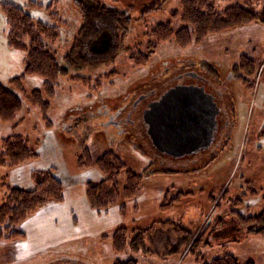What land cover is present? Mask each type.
Segmentation results:
<instances>
[{
  "label": "rangeland",
  "instance_id": "rangeland-1",
  "mask_svg": "<svg viewBox=\"0 0 264 264\" xmlns=\"http://www.w3.org/2000/svg\"><path fill=\"white\" fill-rule=\"evenodd\" d=\"M38 1L44 5L54 2L67 22L60 40L54 46H49L59 63H62L73 51V37L76 38L83 27L82 22L78 21L82 19L81 12L78 8L67 5V0ZM106 1L108 7H115L114 0ZM128 1H121L122 7H126L124 3ZM143 1L147 3L148 11L140 15V18L135 16L130 24L128 19L125 22L136 27L141 37H136L138 31L132 30L128 38L123 40L115 63L94 73L85 68L80 69L78 74L90 80L86 83L72 80L70 75H66V68L62 69L64 76H60L59 87L51 100L48 112L53 122L51 127L46 125L38 107L21 93L24 107L18 118L10 123L0 120V208L6 202L12 187L27 190L34 187L32 172L37 169H52L64 188L63 201L50 202L21 222L24 237L10 240L8 230L0 232V236L7 237H0V264H69L74 259L76 264H114L116 259H126L130 256L137 258L139 264H197L195 255L199 252L204 254L206 260L224 253H233L242 261L252 260L255 264H264V237L249 234L247 228L238 223L237 216H234V213L250 215L264 207V0H258L256 3L260 12L256 21L209 34L202 42L192 40L188 45H181L174 38L162 41L142 64L137 57L150 51L145 35L149 26L154 27L163 22H171L175 29L181 26L180 20L174 18L172 12L181 9V0ZM4 2L25 6L29 0H0V82L16 91L11 79L23 74L26 52L8 44V25L1 8ZM139 4L136 3L137 6ZM234 4L246 5V1L218 0L216 9L222 11ZM87 7V12L92 16L91 22L99 23L96 21L97 9L92 8L91 4ZM82 9L85 10L84 7ZM43 10L44 8L30 9L35 17L45 19ZM68 10L77 18L69 15ZM123 16L128 17L126 14ZM111 20L106 19L105 22ZM92 28L94 29L95 25ZM91 41L92 38H88L86 43ZM117 41L118 38L115 42ZM132 51L138 53L133 55ZM85 53H72L78 65L83 59L91 60V56L94 62H100L99 59L105 61L100 53H87L88 57ZM78 54L83 58H78ZM242 56L256 62L254 74L247 77L249 82L242 80L236 66ZM183 61L188 65L180 66ZM185 67L206 74L208 83L205 87L209 94L214 93L215 96L218 89L224 94L223 102L229 120L226 118L227 122L224 121L225 135L215 147L214 154L207 152L205 159L198 165L192 164L191 167L179 165L187 158L182 162L175 161L174 165L170 164L169 156L158 153L147 131L143 132V119L138 115L134 116V123L126 128L122 136L119 137L112 127L107 133L104 125L106 116L96 110V101L105 98L111 99V102L119 99L122 102L121 99L124 98L125 105L132 104L141 97L139 93L147 88V84L156 86L155 96L161 89L173 83L175 85L178 81L176 74L185 70ZM114 69L117 71L116 75H110ZM106 75L109 77H104ZM232 76L234 78L230 79ZM186 80L197 83L195 78L189 77ZM23 84L29 94L36 88H42L43 78L37 74L26 75ZM217 85L221 87L216 88ZM131 104L128 108H131ZM115 108L117 107L113 106V109ZM125 109L123 107V110ZM135 111L140 113L142 108L138 107ZM12 133L22 134L37 143L38 155L35 159L15 166L6 163L2 157L5 149L1 145L3 139ZM108 150L114 151L126 164L117 175L120 188L126 185L127 169L141 174L143 185L136 197H121L108 209L100 210L93 208L89 203L86 187L89 181L100 182L105 178L96 162ZM88 154L92 158V164L80 166L81 159L83 163L88 162ZM66 173H69V177ZM78 184L84 186L83 193L87 204L102 216L92 223L94 233L89 237L70 239L66 242L57 241L55 232L58 230L54 232L51 228H58L59 221L56 222L53 212L67 201V194L70 197L68 185ZM79 188H76L78 192ZM156 189L161 190L160 202L154 195ZM253 189L258 193H251ZM167 200L172 202L171 205L161 209L164 202L169 203ZM103 213L108 215L107 218H103ZM122 215L124 222L116 226L117 218ZM35 219L39 220V226L30 234L29 230ZM105 219L111 220L110 224L106 223L107 226L111 225V229L101 232L99 228H103ZM167 219L172 221L163 223ZM234 220L237 224L233 230ZM41 221L44 223L42 230L39 229ZM218 222L222 225L219 229L224 227L225 231L216 233ZM152 224L158 225L155 231L147 229L137 237L135 228L146 229ZM178 225L194 232L190 244L180 252L177 251L178 238L174 232ZM119 227H125L133 239L137 237L135 243L122 252H117L113 242L114 233ZM198 234L201 235L200 243L197 249L190 250L191 243ZM223 234L224 239L215 241Z\"/></svg>",
  "mask_w": 264,
  "mask_h": 264
},
{
  "label": "trees",
  "instance_id": "trees-1",
  "mask_svg": "<svg viewBox=\"0 0 264 264\" xmlns=\"http://www.w3.org/2000/svg\"><path fill=\"white\" fill-rule=\"evenodd\" d=\"M217 1L181 0V9L172 11L173 17L180 20L181 26L175 29L171 22L159 23L154 27L149 26L150 28L145 35L147 36L150 51L147 54L139 52L141 54L138 55L137 60L139 62L142 61V64L145 63V60L155 50V47L162 41L174 38L181 45H188L192 40L202 42L209 34L251 23L256 21L260 16V12L256 7L258 0H245L246 5H230L222 11L216 9ZM89 4L93 6L92 8L102 10L104 14L114 11L107 9L108 6L103 1L93 0ZM1 8L8 25V44L26 52L23 74L11 79V83L15 85L16 91L11 90L0 82V120L6 123L13 122L18 118V114L24 107L23 96L31 100L38 107L43 120L46 121V125L51 127L53 122L48 112L49 108H51V100L54 99L59 87L60 76H64L62 69L66 68V75H70L72 80L83 81L85 83L90 81L88 78L78 74L80 69L85 68L89 72L94 73L102 67L115 63L118 50L121 49L123 40L128 38L132 32V27L125 24L126 21L121 20V18L118 19L116 16L110 22H105V20L101 22L97 17L96 21H99V23H96L97 28L95 22L92 23L84 20L83 24L86 26V29L78 32L77 37L73 39V51L66 56L65 61L59 63L58 58L54 52L52 53V48L49 46H54L60 40L63 32H65L63 29L66 28L67 22L62 17L54 2H48L44 5L43 2L38 0H29L25 6H20L13 2H4ZM31 8L38 10L44 8L45 19L35 17L30 11ZM86 8L88 7L86 6ZM82 14L85 15L84 17H90L89 12ZM94 25L95 28L93 29L92 27ZM136 36L140 38L141 33L138 32ZM88 38H92L90 43H86ZM117 38L118 41L115 42ZM76 50L78 51L77 53H81L82 51L86 52L85 55L87 57L88 54L95 55L100 53L104 56L103 59L105 61L99 59L100 62H94L92 61L93 56H91V60L83 59V62H79L78 65L76 63L77 59H73L72 55V53L77 55ZM127 50L129 49L127 48ZM132 53L134 55L138 52L132 51ZM79 56L83 58L80 54L77 57L79 58ZM241 58L239 65L236 66L241 78H243L242 80L249 82L247 77L254 74L256 62L247 56H242ZM112 73L116 75L117 71L114 69L110 75ZM31 74L40 75L43 78V85L42 88H36L27 94L23 83L25 82L26 75ZM104 77L107 78L109 76L106 75ZM251 83L253 86V82ZM36 144L22 134L12 133L2 141L1 146L5 149L2 157L11 166L35 159L38 155ZM87 159L88 162L86 163H83V159H81L80 166L91 165L92 158L89 154ZM96 163L105 175V178L100 182L89 181L87 183V198L93 208L106 210L117 203L121 197L131 199L140 193L143 185V177L131 169L126 170L127 182L124 187L120 188L117 175L126 167V164L114 151H105L97 159ZM32 181L34 187L30 190L12 187L9 190L6 202L0 208V232L2 230H8L10 240L25 236V232L22 230L20 224L36 210L50 202H61L64 200L62 182L53 173L52 169L34 170L32 172ZM251 193L258 192L253 189ZM168 202V204L164 202L161 209L164 210L167 206H170L172 202L170 200ZM234 214V216H237L238 223L246 227L249 234L264 237V207L258 212H253L246 216L240 213ZM167 221L170 223L172 220L167 219L163 223ZM237 221L234 222L232 229L236 228ZM216 225V233L220 230L225 231L224 227L219 229L222 226L220 222ZM157 226L156 224H152L149 228H135L134 230H136L138 237L147 229L155 231ZM174 232L177 233L178 238L176 241L178 244L177 251L180 252L181 249L183 251L190 244L194 232L186 230L179 225L177 229L175 228ZM201 235L198 234L195 241L191 243L190 250L197 249ZM0 237L7 239L6 236ZM137 237L133 239L134 237L129 236L125 227H119L113 236V242L117 252H122L129 248L131 244L135 243ZM208 237L206 243L208 242ZM220 237V239L218 238L215 241L224 239V234L220 235ZM204 257V254H201V252L196 254L195 260L197 264H255L252 260L242 261L233 253H224L210 260H206ZM114 264H139V261L137 258L130 256L126 259H116Z\"/></svg>",
  "mask_w": 264,
  "mask_h": 264
},
{
  "label": "flooded vegetation",
  "instance_id": "flooded-vegetation-1",
  "mask_svg": "<svg viewBox=\"0 0 264 264\" xmlns=\"http://www.w3.org/2000/svg\"><path fill=\"white\" fill-rule=\"evenodd\" d=\"M64 1H66V0H64ZM92 1L93 0H67L66 4L70 5V6L72 5V6H74V7L79 9V11L81 12V18L82 19H78V21L80 20L82 22V24H83L84 20H88L90 22L92 21L91 20V17H92L91 13H90V17L89 16L88 17H84L85 15L82 14V13H85V12L88 11L86 6ZM99 1L100 2L103 1L105 3V5L108 4V3H106L107 2L106 0H99ZM110 1H113V0H110ZM121 1H123V0H121ZM121 1L114 0L113 2H116L115 5H114L115 7H113V8L107 7V9L114 10V11H112L110 13L104 14L102 12V10L97 9L96 15L100 19V21L103 22V20L106 21V19L111 20L110 17H112L114 19L115 16H116L118 19L121 18V20H123V21H127V19H128V22L130 24L134 20L133 17L139 15L138 18H140V15H142L145 11H148V9H149V7H146L147 3L145 1H143V0L142 1H138V2H137V0H130V1L126 0V1H128V2L124 3V6H126V7H122V5L120 3ZM118 3H120V4H118ZM136 3H140L139 6H137ZM153 3H154V1H153ZM82 7H84L85 10H83ZM68 14L71 15L72 17L75 16L77 18V16L74 13H72L71 11H69V10H68ZM125 14L128 16L127 18H125L123 16ZM130 26L132 27L133 31L140 32L132 24ZM85 27L86 26L83 24V27H82V29H80V31L86 29ZM136 37H139V36H136ZM74 38L75 37H73V39ZM184 62L185 61H183L180 66H187L188 65V64H186L187 62H185V63ZM203 68L204 67H202L201 69H203ZM162 70L165 73V69L163 68ZM160 74H162V73H160ZM189 77L190 78H195L197 83H190L189 81H187L186 79L189 78ZM176 78L178 80V81H176L177 84H193V85H198L199 84V85H204L205 86V84L208 83V81L206 80V78H207L206 74H201L199 72H196V71H193V70L187 69V68L185 70L179 71L176 74ZM232 78H234V76H232L230 79H232ZM173 84L170 85L169 87H166L165 89H161L159 91V93L157 95H155V96H154V92H156V89H157L156 86H154V85L150 86V84H147V88L145 90H142V92L139 93L141 95V97L139 99H137V100H134L132 104L131 103H129V104L127 103L125 105L124 104L125 103L124 102V98L121 99L122 102H120V99L119 100H112V102H111V99H105V98L101 99L99 101H96L95 104L98 106L96 110L101 115L106 116V120L104 121V125L106 127L107 133L109 132V128L112 127L118 132L119 137L122 136L125 133L126 128L130 124L134 123V120H135L134 116L135 115H138V117L141 116V119H143L141 128H142L143 132L146 133L147 125L145 124L144 118H143L144 111L147 110L150 107L151 103L159 100L162 97V94L166 90H168V88L173 86ZM219 86L221 87V85H219ZM219 86L217 85L216 88H219ZM213 91L217 93L215 88H213ZM212 95H213V97H216V100H217L218 105H219L218 106V114L216 116L215 128H214V131H213V134H212V138H213L212 142L206 148H204L203 146H200V148L197 151L191 152V153H186V154H183V155H180V156H174V155L167 154V153H165L163 151H160L157 148L158 153H161L163 155L169 156V159L171 160V162H169L170 164L174 165L175 161L180 160L182 162V160H184V158H187V159H185V161L182 162V164H179V165H181L182 167H185V166H188V167L190 166L191 167L192 164H193V166H195L196 164L198 165V163L201 160L205 159L204 157H205V154L207 152H213V154H214L215 147H217L219 142H221L223 140L224 135H225L224 134V128H223V127H225L224 121L227 122V120H225L226 118L229 120V117L227 116L226 105H224V102H223L224 94H223V92L221 90L218 89V93L215 94V96H214V93H212ZM113 102H114V104H113ZM115 103H116V105H115ZM120 103H122V105ZM130 104L132 106H131V108H128V105H130ZM113 106H115L117 108L113 109ZM123 107L126 108V109L123 110ZM138 107L142 108V112L138 113V111H135V110L138 109ZM197 127H198L197 128L198 129L197 130L198 134L196 135V140L202 142V141L205 140V138L208 135L209 127H208L207 124L201 125V126L199 125ZM148 137H149V135H148ZM180 161H178V163H181ZM189 169L190 168H188V170ZM182 170H185V169H182ZM58 260L61 261L62 259L58 258ZM76 263L77 262L74 259L69 264H76ZM62 264H65V263H62Z\"/></svg>",
  "mask_w": 264,
  "mask_h": 264
},
{
  "label": "water",
  "instance_id": "water-1",
  "mask_svg": "<svg viewBox=\"0 0 264 264\" xmlns=\"http://www.w3.org/2000/svg\"><path fill=\"white\" fill-rule=\"evenodd\" d=\"M217 113L218 105L204 86L177 84L151 103L143 117L153 144L160 151L180 156L212 142ZM205 124L208 135L201 142L196 140L197 126Z\"/></svg>",
  "mask_w": 264,
  "mask_h": 264
},
{
  "label": "crops",
  "instance_id": "crops-1",
  "mask_svg": "<svg viewBox=\"0 0 264 264\" xmlns=\"http://www.w3.org/2000/svg\"><path fill=\"white\" fill-rule=\"evenodd\" d=\"M68 174L69 177V173H66V176ZM77 187L79 188V192L76 190ZM71 192H70V197L67 194L68 199H66L67 201L64 202V204L62 205L61 208L55 210V212H53L54 215H56L55 220L56 222L59 221L57 224L59 225L58 228H51L54 230H58L56 237H57V241H69L70 239H82V238H86L89 237L90 234H93V230H92V223L96 222V219L99 220V217H101L102 215H100V213H98L97 211L93 210L90 208V206L87 204L86 201V197L83 193V184L78 186H74V185H68L67 187ZM160 189H156V191L154 192V195H156V198L159 200L161 199L160 196ZM149 192V191H147ZM75 195V196H74ZM72 197V199H71ZM70 198V199H69ZM155 201V200H154ZM157 202V200H156ZM71 206V208H69ZM110 213V212H109ZM118 213V212H117ZM103 215L105 217L103 218H107L108 215H106L105 213H103ZM117 217V215H116ZM124 217V215H122L121 217L117 218V225H120L121 223L124 222L125 219H122ZM101 218V219H103ZM36 221H33V226L31 228V230H29L30 234H33L32 232L34 230H36L37 226H39L38 222L39 220L35 219ZM42 222V221H41ZM106 223L110 224L111 220L105 219V222H103V228H99V231L101 232H106L107 230L111 229V225L107 226ZM43 222L41 223L40 226V230H42L43 227ZM80 227H83V229L81 230ZM50 229V228H49ZM43 233V232H42ZM41 233V234H42ZM60 235H59V234ZM76 233V235H74ZM38 244V242H37Z\"/></svg>",
  "mask_w": 264,
  "mask_h": 264
}]
</instances>
